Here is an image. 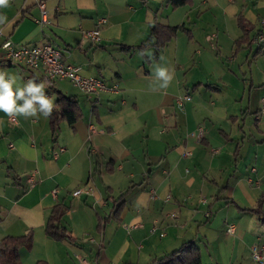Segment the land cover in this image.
<instances>
[{"label": "crops", "instance_id": "1", "mask_svg": "<svg viewBox=\"0 0 264 264\" xmlns=\"http://www.w3.org/2000/svg\"><path fill=\"white\" fill-rule=\"evenodd\" d=\"M0 14V69L19 85L39 82L42 70L3 60L6 40L51 43L82 76L117 87L86 95L57 80L46 94L74 96L80 116L55 131L49 118L13 122L0 112V239L32 233L20 264H153L186 241L203 264H258L250 248L264 251V219L249 209L264 195V42L255 41L264 0H11ZM99 18L101 39L89 43L81 32ZM154 23L179 26L159 49ZM243 27L248 40L236 50ZM157 64L174 78L154 92ZM57 204L73 241L44 232Z\"/></svg>", "mask_w": 264, "mask_h": 264}, {"label": "trees", "instance_id": "2", "mask_svg": "<svg viewBox=\"0 0 264 264\" xmlns=\"http://www.w3.org/2000/svg\"><path fill=\"white\" fill-rule=\"evenodd\" d=\"M173 7L182 5L184 0H170ZM179 26H168L158 23H154L150 29V37L154 38L152 46L156 49L161 48L164 44L175 34ZM242 36L235 41L236 50L240 48V45L246 43L248 40V34L250 33V27H243ZM148 41V40H146ZM146 42L138 45L139 49L145 47ZM148 45V43H146ZM125 49V47H121ZM56 104L61 106L60 111H54L49 117V123L52 131L57 128V122L60 119H65L69 124H73L80 116L77 102L74 96H65L61 92L58 93ZM122 195L118 200L121 202ZM117 200L113 201L116 203ZM264 204V195L258 198L257 204L249 211L259 214L264 219V213L261 212V206ZM121 203L115 204V210L118 212V208ZM66 206L57 204L55 205L47 218L44 232L53 240H69L73 241L69 229L62 221V216L66 211ZM107 222L106 218L99 219L97 225V231L102 234L103 227ZM32 245V233L29 232L22 236H5L0 239V264H20L18 249L21 247L30 248ZM36 264H47L46 261L40 260ZM153 264H203L200 259V252L193 241L182 242L177 248L173 249L169 253L164 254L162 257L157 258Z\"/></svg>", "mask_w": 264, "mask_h": 264}, {"label": "built area", "instance_id": "3", "mask_svg": "<svg viewBox=\"0 0 264 264\" xmlns=\"http://www.w3.org/2000/svg\"><path fill=\"white\" fill-rule=\"evenodd\" d=\"M42 22L45 20V10L43 3L39 2ZM105 23V18H99L96 22V26L91 30H82V38L89 43H97L100 41V30ZM264 24V21H262ZM258 43L264 42V35L258 34L255 38ZM2 59L7 61L17 62L30 69H41V80L47 81L52 86L46 90L52 89L55 83L59 79H67L75 86L79 91L86 95H99L102 92H115L117 90L116 85L107 84L99 77L82 76L79 73V68L63 61L60 50L51 43L45 42L40 44H34L32 46L27 45H14L12 42L6 40L1 44ZM189 99V96L184 95L176 98L175 103L178 108H182L185 101ZM9 118V117H8ZM10 121H15V118H9ZM202 137V129L198 128L197 138ZM215 153L216 150H213ZM186 155H190V151L185 152ZM82 190H75L72 195L76 196ZM87 193V191H85ZM163 217L176 218L175 212H165ZM157 221L152 223L153 229H155ZM227 231H232V226L227 228ZM164 235V233H160ZM250 255L254 262L260 264L264 262V251L262 247L254 243L250 248Z\"/></svg>", "mask_w": 264, "mask_h": 264}, {"label": "clouds", "instance_id": "4", "mask_svg": "<svg viewBox=\"0 0 264 264\" xmlns=\"http://www.w3.org/2000/svg\"><path fill=\"white\" fill-rule=\"evenodd\" d=\"M11 0H0V8H6ZM7 23V17L0 14V26ZM141 55L151 59L152 54L142 50ZM174 70L157 64L153 69L154 81L151 90L167 89L174 78ZM17 76L6 70L0 69V112L9 118L23 117L38 120L41 116L45 119L51 117L54 111H60L61 106L56 104L55 94H46V89L52 85L47 81L37 78L27 79L23 85L17 83Z\"/></svg>", "mask_w": 264, "mask_h": 264}, {"label": "rangeland", "instance_id": "5", "mask_svg": "<svg viewBox=\"0 0 264 264\" xmlns=\"http://www.w3.org/2000/svg\"><path fill=\"white\" fill-rule=\"evenodd\" d=\"M249 38L251 39L252 37H251V36H249ZM234 52H235V51H234ZM234 52H233V53H234ZM249 80H250V79H249ZM254 80H255V79H254ZM247 81H248V80H247ZM65 82L67 83L68 81H65ZM68 84H69V83H68ZM208 87H210V86H208Z\"/></svg>", "mask_w": 264, "mask_h": 264}]
</instances>
